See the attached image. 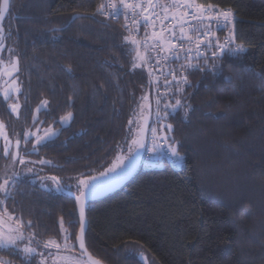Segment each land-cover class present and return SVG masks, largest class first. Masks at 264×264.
<instances>
[{
  "label": "trees",
  "instance_id": "trees-1",
  "mask_svg": "<svg viewBox=\"0 0 264 264\" xmlns=\"http://www.w3.org/2000/svg\"><path fill=\"white\" fill-rule=\"evenodd\" d=\"M198 1L236 11V37L246 52L225 57L221 76L190 73V122L182 111L159 122L163 136L179 141V168H140L124 186L90 202L87 247L105 264H264V0ZM99 2L12 0L0 21L12 33L3 43L19 59L22 87L20 118L0 92V120L12 131L30 125L37 114L43 127L60 130L29 154L49 160L46 171L58 177L110 164L128 137L141 96L151 95L144 68L130 66L122 21L96 14ZM75 15L80 18L72 20ZM174 95L179 93L162 97L161 110L174 103ZM43 100L49 101L47 114L36 112ZM67 112L73 119L63 126L60 117ZM166 123L173 125L171 133ZM13 196L9 211L38 225L40 239L59 238L61 216L66 226L73 217V238L78 233L69 193L22 179Z\"/></svg>",
  "mask_w": 264,
  "mask_h": 264
},
{
  "label": "snow or ice",
  "instance_id": "snow-or-ice-1",
  "mask_svg": "<svg viewBox=\"0 0 264 264\" xmlns=\"http://www.w3.org/2000/svg\"><path fill=\"white\" fill-rule=\"evenodd\" d=\"M10 7V0H3L2 9H0V20L3 19V12H7ZM96 14L105 18L124 19V30L128 33L123 36V40L130 48L126 54L131 56L130 66L132 69L145 68L149 77V85H157L158 98L156 99V116L158 122H165L170 116L178 111L183 112V120L190 122L189 113L194 111L190 102H186L188 96L185 92V86L190 87L189 75L193 71L207 72L213 77L221 76L224 72L225 57H239L241 53L246 52L242 43H237L234 36L235 19L231 9L218 10V6L212 3L201 4L198 0H103L97 8ZM80 17H77L79 19ZM71 24L65 25L67 30ZM231 26V27H229ZM143 29V36L138 38L140 30ZM149 29L151 31H149ZM215 29V31H214ZM54 30V31H61ZM227 30L228 35L223 42L218 38V32ZM11 31L7 34L3 27H0V53L5 51L4 40L6 35L11 36ZM9 52L14 51L8 49ZM210 53V56L208 55ZM154 62V63H153ZM175 62L176 67L171 64ZM67 71L71 73V65L66 66ZM167 67V71L164 68ZM229 68L236 67L228 64ZM160 75H156V72ZM19 59L9 57L7 61L0 58V74L9 78L5 81L8 85L2 90V99L7 103L10 112L17 119L20 118L21 104L17 98L12 101L13 95L21 92L17 86L19 72ZM168 77H171L169 79ZM163 78L164 92H159L157 82ZM264 78V74L261 75ZM230 81V77H224ZM169 92L179 93L174 95V103H165L161 110L160 96L167 97ZM148 95L141 96L139 104V119L143 124H137L135 134L131 137V143L127 147V153L117 155L110 166L101 170L98 175H89L76 178L75 203L79 210V231L73 238L70 229L76 221L69 217L67 226L64 218L61 216L59 221V238L49 236L47 239H40L36 229L39 227L33 224L31 219L25 220L22 216L10 212L7 202L14 200L13 191L21 182L19 173L13 172L12 176L5 175L0 182V264H103V261L95 257L87 248L85 240L86 221L85 204L90 196H94L97 190L106 186L110 181H116L122 173L129 170V165L141 149L145 148L148 116L145 109H150L147 103ZM49 101L43 100L37 107L36 112L40 113L41 108L47 110ZM211 103L208 105L211 108ZM33 123L37 117L33 116ZM73 119L72 112H67L60 117L59 123L63 125ZM43 121H41L42 123ZM129 130L132 132L133 120L128 121ZM166 131L171 133L173 125L166 123ZM5 125L0 122V136L4 140L3 155L9 157L12 164L18 161L19 164L36 163V161H27V153L21 154L20 145L23 140L25 144L29 143V137L35 136V143L32 145V151H39L38 145L48 143L58 134V129L49 127L42 136L26 131L21 137L14 133L15 150L13 151L12 140L8 133L4 131ZM152 133V146L148 149L157 155L164 154L165 147L167 154H170L177 162L183 160L177 145L179 141H169L167 135L158 136L155 127L150 129ZM163 141V143H161ZM41 164L51 163L50 161L40 160ZM28 173L33 172L31 167L26 169ZM43 171V169H41ZM83 176V174H81ZM42 182L41 187L56 192L63 191L66 185L61 178L56 175L38 177ZM48 181L51 184L47 183ZM142 259L143 252L140 253Z\"/></svg>",
  "mask_w": 264,
  "mask_h": 264
},
{
  "label": "rangeland",
  "instance_id": "rangeland-1",
  "mask_svg": "<svg viewBox=\"0 0 264 264\" xmlns=\"http://www.w3.org/2000/svg\"><path fill=\"white\" fill-rule=\"evenodd\" d=\"M4 48H5V51L3 53H0V58L4 59L5 61H7L9 59V57H13V58H18L15 54H14V51L12 52H9L8 49H13L12 46L8 45L7 43H4ZM20 67V66H19ZM16 77H18V80H17V86L20 87L21 89V92H22V87H21V82L19 80V72L15 74ZM8 80L9 84L11 83V81L9 80L8 77L6 76H3L2 74H0V92L2 93V90L7 87L8 85L5 84V81ZM21 92L17 95H13V97L11 98L12 101H15L17 98L19 99V103L21 104ZM144 93V92H143ZM144 95V94H143ZM147 95V94H146ZM142 101L139 102V104L141 103ZM139 104L137 105L136 107V113L133 117V125H132V132H129L128 134V137L126 138L125 142L121 143L119 146H118V152H117V155H121V154H126L127 153V147L130 145L131 143V137L132 135L135 134V127L137 126L138 122L140 121L139 119ZM22 105V104H21ZM162 107V105H161ZM43 109V108H41ZM20 113H21V109H20ZM37 117V120L35 123H32L30 125H19L17 126L16 128H14L12 131H8L6 128L4 129V131H6L8 133V136L9 138L12 140V144H13V148L12 150H14V143H15V139L16 137L13 135L14 133H17L19 134L21 137L23 136V133L26 132V131H30L32 133H35V135L37 136H42L45 132V130L49 127H52L54 130H56V128H54L53 126H49V127H43V123H41V121H38V115L36 114L35 115ZM1 122V120H0ZM71 121L69 122H65L63 124V126H67L68 124H70ZM155 127L156 129L158 128L159 131H160V134H158L159 136H163L162 135V132H161V128H160V124L158 122V125L156 124L155 120L153 119V122H152V125H151V128ZM60 130L58 131V134H59ZM57 134V135H58ZM56 135V136H57ZM55 136V137H56ZM53 137V138H55ZM52 138V139H53ZM152 138V133L151 131L149 132V137H148V143H147V148H146V151L144 153V156H143V159H142V163H143V160H144V157L146 155V152H147V149L151 148L150 146V140ZM29 141H32V145L35 143V136H32V137H29ZM44 145V144H43ZM26 148L23 149V153H27L26 155V160L27 161H36V163L32 164V163H28V164H25V165H21L19 164V162L17 161L15 163V165L12 164L11 160L9 157H6L3 155V147H4V140L2 138V136H0V158L3 157L4 158V166H3V169H2V176H11L13 172H17L19 173V175L22 177V178H27L30 180V182L34 183V184H38L41 186V181L39 180L38 177L40 176H51L52 174L48 173L45 169V165H47L48 163H45V164H41L39 163L38 161L40 160H45V161H49L45 158H42V159H34L33 157L29 156L30 153H34V151H32V146L28 148V145H25ZM42 145H38L37 148L41 147ZM27 148L29 150H27ZM151 154L153 155L154 159L157 160L159 159V155L151 152ZM116 155V156H117ZM115 159V158H114ZM173 161L175 162L174 164V167L175 168H179L182 164H183V160L180 161V162H177L174 158H172ZM6 160V161H5ZM114 161V160H113ZM112 161V162H113ZM112 162L110 164H108L106 167H104L103 169L101 170H104L105 168H107L108 166H110L112 164ZM142 163H141V169L145 170L142 166ZM28 167H31L33 169V172L31 173H28L26 171V169ZM41 169H43V171H41ZM101 170H98V171H92L90 173H86V174H83V176L81 175H78V176H72V177H69V178H63V177H59L61 178L62 182L66 185V187H64L63 191H60V192H64V191H72L74 194H76V178L77 177H86V176H89V175H98L99 172ZM152 170V169H151ZM58 177V176H57ZM47 183L51 184L50 181H48ZM53 191L56 192L54 190V186H53ZM2 198V197H0Z\"/></svg>",
  "mask_w": 264,
  "mask_h": 264
},
{
  "label": "built area",
  "instance_id": "built-area-1",
  "mask_svg": "<svg viewBox=\"0 0 264 264\" xmlns=\"http://www.w3.org/2000/svg\"><path fill=\"white\" fill-rule=\"evenodd\" d=\"M101 2H103V0H100V2H99V4L101 3ZM163 2H167V0H163ZM199 2V1H198ZM200 3V2H199ZM202 4V3H201ZM204 5H207V4H204ZM216 5V4H215ZM218 6V10H228V9H231V11L233 12V14H234V19H235V28H234V36H235V41L237 42V43H239L238 41H237V37H236V23H237V21L239 20V17H238V15H237V13H236V11L232 8V7H222V6H219V5H217ZM99 15V14H98ZM100 17H102L103 19H106V20H113V21H118V20H121L122 21V23H123V26H124V19H123V17L121 16L120 17V19H111V18H105L104 16H102V15H99ZM229 27H231V26H229ZM149 31H151L150 29H149ZM214 31H215V29H214ZM143 32H144V30L143 29H141L140 30V32H139V34H138V38H140V37H142L143 36ZM127 33V32H126ZM128 34V33H127ZM229 33H228V31L227 30H221V31H219L218 32V38H219V40L221 41V42H223V40L225 39V37L228 35ZM209 54V53H208ZM154 63V62H153ZM171 66L172 67H176V63L175 62H173L172 64H171ZM144 70H145V72H146V74H147V69H145L144 68ZM168 69H167V67H165L164 68V71L166 72ZM153 71H155L156 72V75H160V72L159 71H156V69H153ZM193 72H195V71H193ZM193 72H191V73H193ZM147 78H148V81H149V77H148V74H147ZM169 79H171V77H168ZM157 84H158V87H159V92H164V90H165V88H164V82H163V78H161L158 82H157ZM150 86V91H151V97H152V105H153V119L155 120V122H156V124L158 125V117L156 116V108H157V106H156V103H155V101H156V99L158 98V91H157V85L156 84H154V85H149ZM187 86H185V88H186ZM172 93H174V92H169L168 93V95H170V94H172ZM162 97L163 96H160L159 98L161 99V104H160V108H161V105H162ZM157 134H160V131H159V129L157 128ZM159 136V135H158ZM161 143H163V141H161ZM150 146H152V138H151V140H150ZM171 164V165H173L174 166V164H175V162L173 161V159H172V157L170 156V154H167V148L165 147V149H164V154H160L159 155V159H157V160H155L154 159V157H153V155L151 154V152H149L148 151V149H147V152H146V155H145V157H144V160H143V163H142V166H143V168L145 169V170H151V169H160V168H163V167H165L166 166V164Z\"/></svg>",
  "mask_w": 264,
  "mask_h": 264
},
{
  "label": "water",
  "instance_id": "water-1",
  "mask_svg": "<svg viewBox=\"0 0 264 264\" xmlns=\"http://www.w3.org/2000/svg\"><path fill=\"white\" fill-rule=\"evenodd\" d=\"M11 4H12V0H10L9 10L7 12H3V19L0 20L1 22H3L4 19L6 18V16L8 15V13L10 11V8H11ZM2 6H3V0H1L0 9H2ZM77 17H78V15H75L72 20H75ZM148 97H149V99H148L147 103L150 105V109H145V113L147 114L150 111L151 114L148 116V119H147V126L149 128V131L146 132L145 148L141 149L139 151V154L136 155V157L134 159V162L131 165H129V170L126 171L125 173H122L121 177L118 180L108 182L106 184V186H104V187L100 188L99 190H97L95 195L94 196H90L89 199L87 200V202L85 204V221H86L85 240H86V234H87L88 227H89V222H88V217H87V209L89 207L90 202L94 201V200H97L99 198H102V197H104V196H106V195L118 190L119 188L124 186L133 177V175L141 168L142 159H143L144 153H145L146 148H147L149 132H150L151 125H152V122H153V105H152V100H151L150 93H149ZM143 123H144L143 120H140L138 122V124H143ZM69 193L72 194L73 197H75V194L73 192H69ZM77 213H78V216H79L78 206H77ZM86 246H87V242H86ZM103 264H105V263L103 262Z\"/></svg>",
  "mask_w": 264,
  "mask_h": 264
},
{
  "label": "flooded vegetation",
  "instance_id": "flooded-vegetation-1",
  "mask_svg": "<svg viewBox=\"0 0 264 264\" xmlns=\"http://www.w3.org/2000/svg\"><path fill=\"white\" fill-rule=\"evenodd\" d=\"M9 131V130H8ZM30 142V141H29ZM14 145H15V143H14ZM28 145V148L29 147H31L30 145H29V143L27 144ZM25 149L26 148V146H25V143H23V140H22V142H21V146H20V152H21V154L23 153V149ZM27 148V150H29ZM14 150H15V148H14ZM13 150V151H14ZM1 159H2V163L0 164V182H2V178L4 177V176H2V169H3V166H4V158L3 157H1ZM6 161V160H5ZM12 176V175H11ZM21 177V176H20ZM22 179H26V180H29V179H27V178H22L21 177V180ZM30 181V180H29ZM38 185V184H37ZM41 189H43V190H45V191H49V190H47V189H45L44 187H41L40 185H38ZM51 191H53V190H51ZM69 192H72V191H64L63 193H69ZM56 193H60V192H56ZM70 194V193H69ZM70 195H72V194H70Z\"/></svg>",
  "mask_w": 264,
  "mask_h": 264
}]
</instances>
